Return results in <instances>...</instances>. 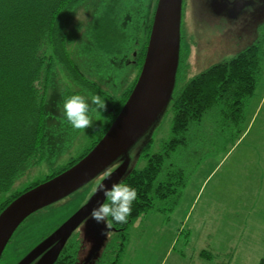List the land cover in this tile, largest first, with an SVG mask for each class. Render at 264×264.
Wrapping results in <instances>:
<instances>
[{"label":"rangeland","instance_id":"374dc122","mask_svg":"<svg viewBox=\"0 0 264 264\" xmlns=\"http://www.w3.org/2000/svg\"><path fill=\"white\" fill-rule=\"evenodd\" d=\"M150 3L155 6L157 0H126L123 12L131 17L127 31L136 36L133 47L129 45V51L138 48L139 40L144 36L141 19ZM96 11L97 3L86 10L75 11L67 20V29L73 37L71 48L75 42L78 59L82 58L79 55L80 42L86 40L85 32ZM245 24V30L241 25L237 30L219 34L215 24L207 25V14L196 2L184 16L183 25L188 32L183 28V64L172 98L161 118L129 150V169H143L147 165L146 158L140 153L150 140H153L152 153L160 152L163 142L170 140L174 116L172 103L191 79L216 64L230 61L259 40L257 86L246 102L245 118L241 124H230L219 111H212L191 131L190 148L172 158V162L185 168L190 175L180 203L173 211L162 205L165 216L152 211L132 224L121 264H259L264 258V20L257 24L247 21ZM88 56L82 59L84 73L91 81L99 83L107 94L124 91L137 75L138 70L122 66L117 55L118 58L112 60L107 57L104 66ZM63 85L78 90L71 82L64 81ZM55 94L56 91H52L48 106L53 112L50 124L62 116V107L56 110L53 104L57 100ZM85 99L91 102L90 98ZM89 115L93 127H105L108 119L105 110L90 112ZM93 127L79 133L72 129L64 143V154L61 148L58 149L59 154L55 148L65 137L56 138V142H52L56 161H45L32 168L16 182L11 192H20L38 183L59 164L79 156L96 137ZM121 163L115 162L76 192L29 217L6 247L1 264H20L21 258L30 254L83 208L95 194L97 186ZM248 216L259 219L254 221ZM83 227L72 237L77 238L80 234L86 244L93 247V237L86 238ZM112 240L119 248L120 238L114 236ZM202 249L217 257L213 261L202 260L199 256Z\"/></svg>","mask_w":264,"mask_h":264},{"label":"trees","instance_id":"16d2710c","mask_svg":"<svg viewBox=\"0 0 264 264\" xmlns=\"http://www.w3.org/2000/svg\"><path fill=\"white\" fill-rule=\"evenodd\" d=\"M95 3L97 11L85 32L86 40L80 42L82 58L78 59L75 42L71 48L73 37L67 29V20L75 11L86 10ZM152 3L145 7L141 19L144 36L138 48L129 51L136 36L127 31L131 17L123 12L126 0H0V214L29 189L73 167L104 137L140 76L157 6ZM258 43L259 40L230 61L212 66L185 85L172 103L170 140L163 142L158 153H152L153 140H150L140 153L147 165L143 169H129L121 180L136 190L137 198L128 222L113 223L111 233L120 238L119 248L110 234L99 256L87 264H121L132 224L152 211L165 216L162 205L170 211L178 206L190 175L172 162V158L190 148L191 131L208 113L219 111L233 125L244 121L246 102L256 89L260 70ZM86 55L103 66L107 57L111 60L119 57L120 64L134 67L137 75L124 91L107 94L84 73L82 59ZM180 62L179 69L183 64L182 54ZM64 81L71 82L78 90H71L69 84L63 85ZM54 90L56 110L71 95L85 98L100 95L106 104V125L92 128L96 137L79 156L59 164L38 183L12 193L16 182L32 168L45 161H56L53 147L56 138L65 137L57 143V153L60 148L62 154L66 150L64 143L73 128L63 116L50 124L53 112L48 106ZM78 235L69 239L55 264H86L84 244L87 241ZM199 256L206 262L217 257L207 249H202ZM259 264H264V258Z\"/></svg>","mask_w":264,"mask_h":264},{"label":"water","instance_id":"95a60500","mask_svg":"<svg viewBox=\"0 0 264 264\" xmlns=\"http://www.w3.org/2000/svg\"><path fill=\"white\" fill-rule=\"evenodd\" d=\"M183 0H158L145 61L129 99L98 144L77 164L15 199L0 214V262L17 230L33 214L59 202L95 179L115 162L121 165L103 181L108 188L121 182L130 168L129 150L165 112L175 89L181 47ZM98 191L64 225L28 254L20 264H55L72 234L85 224V236L93 247L85 263L99 256L105 245V225L85 219L104 202Z\"/></svg>","mask_w":264,"mask_h":264},{"label":"clouds","instance_id":"9594fccd","mask_svg":"<svg viewBox=\"0 0 264 264\" xmlns=\"http://www.w3.org/2000/svg\"><path fill=\"white\" fill-rule=\"evenodd\" d=\"M90 101L89 103L85 97L79 94L64 99L61 115L74 130H85L93 127L89 113L106 110L105 100L100 95H92ZM95 191L102 192L105 200L102 203L98 202V206L94 207L85 219L103 223L105 225L104 235L109 237L114 222L116 224L128 222L132 204L137 198V192L123 182L113 183L110 188L104 183H100ZM90 247V243L84 245L85 252Z\"/></svg>","mask_w":264,"mask_h":264},{"label":"flooded vegetation","instance_id":"af4514ba","mask_svg":"<svg viewBox=\"0 0 264 264\" xmlns=\"http://www.w3.org/2000/svg\"><path fill=\"white\" fill-rule=\"evenodd\" d=\"M194 2L199 4L200 9L207 14V25L215 24V26L217 27L216 31L219 34L225 33L229 30H237L241 27V25H243L242 29L245 30V28L247 27L245 22L247 21L249 23L251 22L257 24L264 20V0H183L181 34L183 28L187 30L185 25H183V19L184 16L187 15L189 7ZM183 40L184 37L182 34L181 54L183 53ZM85 224L86 223H84V227ZM51 235L52 234H50V236ZM45 240L40 242L38 246ZM88 252L89 249L86 251V254ZM25 257L26 255L21 258L20 262L24 260ZM39 259L40 257L33 261L31 264H37Z\"/></svg>","mask_w":264,"mask_h":264},{"label":"crops","instance_id":"0c3cea01","mask_svg":"<svg viewBox=\"0 0 264 264\" xmlns=\"http://www.w3.org/2000/svg\"><path fill=\"white\" fill-rule=\"evenodd\" d=\"M248 217H250L252 220H254V221H258V217H251V216H248ZM172 253V252H171ZM170 254V253H169ZM198 264H200V263H198Z\"/></svg>","mask_w":264,"mask_h":264},{"label":"bare ground","instance_id":"6f19581e","mask_svg":"<svg viewBox=\"0 0 264 264\" xmlns=\"http://www.w3.org/2000/svg\"><path fill=\"white\" fill-rule=\"evenodd\" d=\"M181 44H182V34H181ZM180 54H181V47H180ZM1 263V262H0Z\"/></svg>","mask_w":264,"mask_h":264}]
</instances>
